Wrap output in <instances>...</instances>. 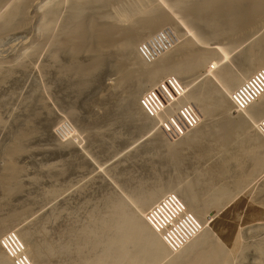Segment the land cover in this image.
<instances>
[{
    "label": "rangeland",
    "instance_id": "rangeland-1",
    "mask_svg": "<svg viewBox=\"0 0 264 264\" xmlns=\"http://www.w3.org/2000/svg\"><path fill=\"white\" fill-rule=\"evenodd\" d=\"M60 1L63 2L64 0ZM165 1L167 3H163V0H148V6L159 7L168 13L174 8V1ZM28 2L26 3L27 6L24 7V13L26 14V11H29V13L27 12V15L23 14L26 20L19 21L18 26H16L18 30L14 29L15 31H13L14 26L11 28L12 33L9 30L8 32L6 31L7 33L0 34L1 39L5 37L3 40L0 39V62L4 61L5 68H8L4 69L6 72L3 71L0 76V79L4 74L6 76L0 80V171L4 163L11 160V163L18 170L17 178L20 185L17 190L4 196L3 187L5 186V181L0 175L1 221L6 216V221L4 220L0 224H4L6 227L9 226L5 229H11V231H6L5 233L11 232L9 234L16 235L17 233L14 230L23 231L28 235L27 241H30V243L39 244L40 241L41 243L47 242L49 244H54L55 242V244L63 243V241L65 242L66 239H69L68 232L71 229L79 228L80 224L82 226L87 223V216H89L88 212L90 210L92 212L104 210L102 203H105L109 194L118 196L122 201L129 204L131 208L136 209V206L132 205L134 204L132 195L136 194V192H145L151 185L156 184L153 182L160 180V182L165 183L170 178L175 181L176 178L179 179V175L180 177L183 176L181 177L182 179H186L184 178L185 174L189 176H187L188 179H191V177L194 179L197 177V173L201 171L216 173L217 170H223V172L227 173H224L226 176H220L221 178L218 176L217 179L219 178L221 181L213 179V185L218 188L221 187L222 183H225L227 185L223 184L222 186L228 187L229 185L228 188L230 189L231 184L237 186L235 183L238 181L235 180L242 174L241 170L247 173V170L253 169L256 172L250 174V178L248 177L245 182L241 183L240 186L238 185L239 187L223 198L220 204L207 209L205 219H208V222L210 220L209 225L202 219H198L195 214L190 213L191 211L187 209L185 202L178 194L173 192L166 194L177 197L181 201L184 214H190V217L184 218L185 229H194L197 223L202 225L201 231L209 226L208 229L210 228L209 230L214 238L220 240L223 249H225L221 264L222 262L223 264H264V205H262L264 204V171L261 173V169H257L258 166H253L252 157L247 156L248 154L243 152L244 148H242L241 152L239 149L241 147L237 149L238 151L235 149L231 150L234 147H230L229 152L231 153L225 159L223 154L221 156L217 154L216 156L217 151H215L216 153L212 151V144L214 145V143L205 139L200 145H194L195 147L182 148L181 156L184 159L181 157L183 161L179 164L180 167H176V172H173L175 171L173 170V165L170 163L166 165L169 160L165 153V145H162V143L163 141L173 143L190 131L195 130L203 121L208 123L199 105L194 104L192 101H186L181 104L177 102L178 105H174L176 108H171L173 106V103H171L167 106L165 115L161 116L163 118H159L161 121L158 117H148L141 110L139 101L130 100L128 95L134 93L133 95L135 96L138 90L140 100L143 95L149 92L150 88L146 86L139 87L138 79L122 83L117 81L119 75L115 70L116 63L114 62L120 52L112 46L103 50L102 54L105 53L103 56L106 59H104L102 65L95 68L90 74H86L87 76L83 75L82 77L71 70L72 61L70 62L71 58L67 53L61 51L62 53L60 54L58 52L61 57L58 53L55 57L59 61L57 59L55 61L51 60L54 52L49 50L54 48H50L52 45L47 46L50 43L40 40V45L44 44L41 47L50 48L48 51L45 49L48 52L46 54L49 55L50 53L51 57L47 58L48 55L44 54L45 51L43 53L44 49H40L39 44V48L36 50L38 53L34 52L35 56L27 48L31 46L30 43L32 41L35 43L37 40V27L35 29L33 24H36L35 16L38 14V5L42 3V0H39L40 3L38 1L35 2L34 7L33 0H28ZM64 2L62 3L64 8L61 6L59 15L62 11L66 13L64 10L68 1L65 0ZM129 2L133 1L130 0ZM135 2L138 3V0L133 3ZM28 4L32 5L28 7ZM120 6L122 5L112 4V7L110 6L106 11L110 10L109 13L111 15L114 14L113 16L118 18L121 13L126 12L120 11L123 8V6ZM124 7L128 10L127 6L124 5ZM33 8L35 9L33 10ZM116 8L119 11L118 14L116 13ZM63 13L61 16H63ZM59 15L57 18L61 19ZM243 16L245 18L244 21H251L249 13H244ZM63 18H65V15L60 21L63 22ZM33 19L35 23L31 22ZM58 19L56 20L58 26L55 24L56 27L54 26L53 28L56 29L55 32L58 31L57 27L59 28L61 25H59L61 22ZM181 19L184 25L189 30H192L195 39L197 38L198 45L207 47L206 45L211 46L212 42L225 43V38L222 37V28H220L218 34L214 35L211 32H207L208 30L205 31L206 29L202 25L196 24L198 22L193 23L194 19L193 21H189L191 18ZM20 23L23 24L21 25ZM167 27V25L166 27L163 26L162 30ZM172 28L177 33L180 31L177 25H173ZM259 29L250 30L247 33L249 35L246 34L247 36L238 38L237 44L234 43V45H238L237 48L236 46H230L231 43L228 41H226L225 45L218 44V46H214L218 48L220 46L228 54L225 61L217 62L218 56L214 59V62L216 64L220 63L219 67H227L233 74H240L247 66L245 56L250 53L249 49L254 51L255 40L259 39L261 35V38L264 37V32H262L264 27ZM209 33H211V36ZM254 33L256 34L254 35ZM4 34L6 35L4 36ZM214 37L216 38L214 39ZM182 38L181 36L178 39L176 37L173 47L181 43L183 41ZM28 44L30 45L28 46ZM23 50L24 52L25 50L26 52L28 51L26 58L24 57L26 52L24 53ZM17 51H19V54ZM253 51L250 55L254 57L256 54ZM20 52L24 53V55ZM255 52L257 53V50ZM83 53L77 54L76 62L78 61L77 63L79 64L86 63L87 65V62L83 61L88 60L89 63V57H87L88 55H82ZM31 54L36 58H31L33 56ZM65 54L68 56L66 57ZM17 55L20 59L16 58L18 62L16 61L17 63L15 64L18 68H15L13 66L15 65V60L13 61V59L15 58L10 56L17 57ZM134 56H137V54ZM55 57L52 59H55ZM21 58L25 59L23 65L26 66L22 65ZM49 61H52L51 64L56 62L54 66L58 65L56 66L58 69L53 65L51 66ZM19 62L21 63L20 65H18ZM20 66L22 67L20 68ZM59 68L61 69L60 72L58 71ZM260 69L262 68H257V70ZM203 70L204 67L202 68ZM9 71H11V75L8 73ZM197 72L194 74L189 73V77L187 74L186 77L183 76L180 80L177 77L168 75L161 81L169 77L175 78L183 89L182 95L186 91L185 84L188 85L187 87L190 91H195L207 84L211 88H213L212 85H217L218 81L215 76L208 75L203 77L201 72ZM161 81L155 85H158ZM227 116L233 115L231 113L225 115L220 111L214 110L210 116V123L215 125L217 122L223 121ZM255 132L260 134L258 130H255ZM20 134H25L23 135L25 137L22 138L19 136ZM156 135H158L159 139L156 138ZM16 136L22 139H17ZM17 140L18 142H16ZM14 141L18 150L12 152L11 158H9L4 152H6V148L13 147ZM231 157L232 160L230 159ZM175 159L177 160V157ZM226 162H228L227 165ZM171 169L172 172L170 171ZM236 171H240L241 174L238 172V175ZM259 171L261 175L258 173ZM173 173H177L176 175L178 176L173 175ZM233 175L238 178L235 179ZM224 177L227 179L225 178V180ZM204 186L207 187V185ZM203 188V186L199 187L198 191L196 190L197 193L199 194V190L202 192ZM232 189L234 188L232 187ZM15 214H17V217H14ZM10 216L11 218L14 217V219H10ZM85 220L87 221L85 222ZM201 231L196 234H200ZM5 233L0 236V241ZM197 235H194L179 249L171 250L173 254L182 250ZM17 238H19L18 234ZM166 249L169 250L168 248ZM24 255L28 263L32 264L29 256L26 253ZM48 260L54 262L55 258H49ZM165 260L163 259L154 264H164Z\"/></svg>",
    "mask_w": 264,
    "mask_h": 264
},
{
    "label": "bare ground",
    "instance_id": "bare-ground-1",
    "mask_svg": "<svg viewBox=\"0 0 264 264\" xmlns=\"http://www.w3.org/2000/svg\"><path fill=\"white\" fill-rule=\"evenodd\" d=\"M37 1L39 2V0H36L35 2ZM67 1V5L64 10L66 13H63L62 11L63 16H61L62 13L59 15L63 3L62 1L42 0V3H38V14L36 13V18L34 17L36 19V24H33L35 29L37 27V33L35 31L37 34V40L35 43L32 41L30 43L31 46L28 44L29 48H27V50H30L29 52H32L33 54L34 52L36 54L38 53V51H36L39 48L38 44L40 47L41 45H44H40V40L50 43L48 45L46 43L45 44L47 46L52 45L50 48L54 49L49 50L50 48H45L47 51L49 50L54 52L52 58H54L58 52L60 54L62 52L67 53L71 58L70 62L72 61L70 66L71 70H73L75 74L77 72L82 77L83 75H88V73L90 74L91 71L102 65V62L106 59L103 56L105 53L102 54L103 50L109 49L111 46L115 47L120 52L114 62L116 63L115 70L119 75V79L117 81L122 83L138 79L137 83L139 84V87L146 86L147 88H150L149 92H155L156 89L154 87H158V85L155 84L168 75L177 77L179 80L181 77H186L187 74L189 77V73L194 74L197 71L201 72L203 77L208 75L215 76L218 83L217 85H212L213 88H211L209 84H202L204 86H201L196 90L194 89L195 91H190L187 87L188 85L185 84L186 91L178 104L186 101H192L194 104H198L204 113V117L208 120V123L203 121L201 125L196 127L195 130L190 131L173 143L163 141L164 144L162 143V145H165V148H163L166 149L165 153L170 161H168V164L166 165H169V163L172 164L174 167L173 170H175V168L178 167L184 159L183 156H181L182 148L200 145L201 142L208 139L214 143V145L212 144V147L214 148H212V151H214V153L217 151L216 156L217 154L220 156L223 154L225 156L223 157L226 159L229 153H231L229 152L230 147H234L231 150H237L241 147L239 148L240 151L244 148L243 152L248 154L247 156L252 157L251 161H253V166H258L257 169H261V173L264 171V137L255 132V130H258L259 120L264 117V93H262L257 100L250 104L248 108H245L241 112H237L240 114L234 113L236 111H233V107L229 100L231 90L254 73L257 68L264 69V37L261 38L262 35L260 34V40L258 38L256 39L258 40L257 42L255 40V44H253L256 46L253 45L254 51H252L256 55H254V57L250 55L252 51L249 49L250 53L245 56L247 66L240 74L237 75L233 74L229 69H227V67H219L220 63L216 64L214 62V59L218 56L219 59L217 62L225 61L228 57V54L220 46L219 48L214 47L221 44V42H212V45H206L207 47L198 45V41H196L197 38L195 39L192 30H189L181 19L191 18L189 21H193L194 19L193 23L198 22L196 24L202 25V27L206 29L205 31L208 30L207 32H211L214 35L218 34L220 28H222V37L225 38V43L228 41L233 44H230V46H236L234 43L239 41L238 38L240 39L241 36L249 35L247 33L250 30L252 31L255 28L262 29V27H264L262 26L264 25V0H171L174 1V8H172L168 13L164 12V10H161L159 7L148 6V0H138V3H133L135 0H131L133 1L131 3L129 2L130 0ZM126 1L129 2L127 5ZM27 2L28 0H0V34L6 31L8 32L9 30L10 33L15 31L14 29L18 30V28H16V26H18L17 24L20 20L22 22V20L25 19L24 15H27V12L29 13V11H26V14L24 13V7L27 6ZM35 2L33 0V7L36 4ZM163 3L167 2L163 0ZM112 4L122 5L123 8L120 11L126 12L121 13L120 17L118 16V18H115L113 16L114 14L111 15V13H109L110 10L108 12L106 11L107 8L110 6L112 7ZM30 5L28 7H30ZM124 5L127 6L128 10L125 9ZM62 8L64 7L62 6ZM34 9L35 8H33V10ZM168 9L170 8L168 7ZM118 12L119 11L117 10L116 13L118 14ZM242 13H249L251 21H244L245 18ZM58 15L61 16V19L65 15L63 22L60 21L61 19L57 18ZM28 17L31 18L30 16ZM57 19L61 22H58L59 25H61L59 28L57 27L58 31L55 32L56 29L53 28ZM31 22H34V19L33 21L31 20ZM166 25L168 26V29L162 30V27H166ZM173 25H177L180 28L181 32L179 31V34L172 28ZM14 26L15 28H13ZM56 26L58 25L56 24ZM11 28H13V31ZM172 33L175 38L177 37V39L180 36L183 37V41L175 47L172 46V49L168 48L163 52H159L155 57H148V59L142 57L139 48L142 49V52L145 55H148L147 51L150 49L151 43H153L155 39H159V42H163V38H165L164 42L165 40L169 42V38H172ZM211 33H209L210 36ZM255 34L256 33H254V35ZM5 35L6 34H4V36ZM4 38L5 37H2V39H0L3 40ZM215 38L216 37H214V39ZM149 41L150 43L146 45ZM223 43L224 42H222L221 45H225V43ZM238 43L240 44V42ZM253 46L251 47L253 48ZM237 47L238 45L236 48ZM42 48L43 47L40 49ZM45 48H43V53L45 51L44 54L48 55L46 54L48 52H46ZM255 48L257 53L255 52ZM28 51L26 52L25 50L26 56L24 55V50V53H20L26 58L28 56ZM133 51L134 53L132 54ZM135 51L137 56H134L136 55ZM81 52L85 53L82 55H88L87 57H89V63L88 60H82L83 62H87V65L86 63H83L85 64L83 65L77 63L78 61L76 62L77 54ZM17 53L19 54V51H17ZM59 53L58 55L60 56ZM67 54H65L66 57L68 56ZM34 55L32 57L30 55L29 56L34 59L36 56ZM149 55L152 56L153 54L149 52ZM10 57L15 58L13 59V61L15 60L14 64L18 62V59L16 60V58H19L18 55L17 57ZM49 57H51L50 53L47 58ZM52 58V61H55L56 59L58 60L56 57L55 59ZM21 61L23 65V61H25V59L21 58ZM52 61H49L50 64ZM54 63L51 64V66H54ZM20 64L21 63L19 62L18 65ZM13 66L18 68L16 64ZM5 67L4 61L0 62V76L3 71H5L4 69H8ZM21 67L22 66H20V68ZM203 67L204 70L202 71ZM56 69L58 68L56 67ZM60 70L61 69L59 68L58 71L60 72ZM8 73L10 75L12 74L11 71ZM4 76L5 74L1 77V79ZM161 82L159 84H161ZM133 94L134 93H131L128 97L130 100H136L138 102L140 96H138L139 91L137 90V96L135 95L136 97ZM167 106H169V103L163 104L161 102V105H158V109L161 110V112L154 113V116L150 118H163L161 116L165 115ZM214 110L220 111L225 115L231 113L233 116H227L223 121H219L215 125H211L210 116ZM159 120L161 121V119ZM23 135L20 134L19 136L23 138L25 137ZM158 135H156L157 139H159ZM21 137L16 136L17 139ZM16 142H18V140ZM16 142L13 143V147L6 148V152L4 153L7 157L11 158V153L18 150L17 147H15ZM214 155L213 157H215ZM176 157L177 160L175 159ZM230 159L232 160V157ZM227 163L228 162H226V165ZM235 163L237 164V162ZM170 171L172 172V169ZM249 171L247 170L246 173V171L244 172V170H241L242 174L238 171L241 175H239L236 171L239 175V178L236 177L238 179L235 180L238 181L235 183L237 186L230 183V189L228 188L229 185L228 187L222 186L223 184L227 185L225 183H222L221 187L218 188L213 185L214 180L217 179L218 176H226L225 174L227 173L223 172V170H217L216 173L212 171H201L197 173V177L194 179H192V177L191 179H188V175L185 174L184 178L186 179H182L181 177L183 176L180 177L179 175V179L175 177V181L173 178V181H171L172 179L170 178L171 180L169 179L165 183L160 182V180L158 182H153L156 184L151 185V187L146 189L145 192H136V194L132 195V200H134V204L132 205H135L136 209L131 208L129 204L122 201L121 198H118V196H112L113 194L111 193L112 195L109 194L110 196H107L105 203H102V205H104V210L101 212H92L90 210V212H88L89 216H87L88 221L85 220L87 223L82 226L80 224V226H78L79 228L75 227L76 229H71L68 232L69 239H66L63 243L60 242L55 244V242L54 244H49L47 242L41 243V241V244L30 243V241H27L28 235L26 233L23 231L19 232V230L14 231L21 239L25 248L24 254L26 253V255L29 256L32 264H154L163 259H166L164 264H221L220 262L225 254V249H223L220 240L214 238L212 232L209 230L210 228L208 229L209 226H206L207 228L202 231L200 230V234H196L197 236L189 241V243L186 244L182 250L173 254L171 250H167L165 248V245L160 237L147 225L145 221V212L162 195L173 192L182 198L187 206V209L191 211L190 213L195 214L198 219H202L207 223V225H209L210 220L208 222V219H205L207 209L211 206L220 204L223 198L228 196L232 191L236 190L241 183L248 179L250 174L256 172V170L253 169H249ZM260 171L258 173L261 175ZM173 172H176V170ZM18 174V170L14 164L11 163V160L4 163L3 168H1L0 171V175L5 181V186L3 187L4 196L19 188L20 185L17 178ZM176 174L177 173H173V175ZM225 178L226 177H224V179ZM232 179L231 181L234 180ZM217 180L221 181L219 178ZM201 185L204 187V190H202V192L199 190V194L202 193L199 195L197 191L199 187H202ZM204 185H207V187ZM232 187L234 189H232ZM5 217L3 221L0 219V222H4ZM14 217H17V214H15ZM14 217L12 218L14 219ZM12 218L10 216V219ZM202 224L204 223L202 222ZM3 225L0 224V236L6 231H11V229H5L9 227V224L7 225L8 227L5 225L4 227ZM49 258H55V261L50 262L48 260ZM62 259L66 261H63ZM0 264H13V262L1 250Z\"/></svg>",
    "mask_w": 264,
    "mask_h": 264
},
{
    "label": "built area",
    "instance_id": "built-area-1",
    "mask_svg": "<svg viewBox=\"0 0 264 264\" xmlns=\"http://www.w3.org/2000/svg\"><path fill=\"white\" fill-rule=\"evenodd\" d=\"M171 35L172 38H169V42L167 40L164 42L165 38H163V42L155 39L147 51L148 55H145L142 49L139 48L142 57L145 59L155 57L159 52H163L174 46L176 39L173 33ZM149 43L150 41L146 45ZM149 52L153 55L150 56ZM155 89V92H147L139 100L141 110L148 117H153L154 113L161 112L158 109V105H161V102L163 104L173 103L171 108H176L174 105L183 98V89L173 77L164 79ZM262 93H264V69L257 70L234 88L230 93L229 100L233 109L236 112H241L257 100ZM258 132L264 137V117L258 122ZM189 215L184 214L181 201L177 197L166 194L146 210L145 221L151 230L160 237L166 248L175 251L182 247L202 228V225L197 223L194 229H185L184 218L190 217ZM9 233L11 232L5 233L4 237L2 236L3 239L0 241L1 250L13 264H29L24 255L25 248L21 240L15 234Z\"/></svg>",
    "mask_w": 264,
    "mask_h": 264
}]
</instances>
